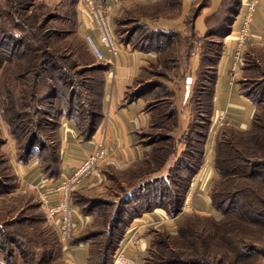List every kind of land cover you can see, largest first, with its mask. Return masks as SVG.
Returning a JSON list of instances; mask_svg holds the SVG:
<instances>
[{"label":"trees","instance_id":"trees-1","mask_svg":"<svg viewBox=\"0 0 264 264\" xmlns=\"http://www.w3.org/2000/svg\"><path fill=\"white\" fill-rule=\"evenodd\" d=\"M168 1L134 2L132 7L136 9L132 11L139 16L138 20L132 18L136 24L129 28L131 39L120 35V43L165 57L163 52L175 43L174 34L171 30L159 29L143 17L153 16L150 9L159 5H163L159 10L161 16L172 15L173 8L165 5ZM59 5L56 8L62 13L55 14L44 1L0 0V67H5L6 71L12 67L9 77L14 87H7L6 93L0 91L1 113L18 143L19 161L27 163L37 159L42 171L52 178L60 174L62 119H73L86 139L98 129L104 113L106 70L110 65L96 57L78 30L80 0H61ZM242 5L243 0H234L228 8L230 22L221 23L216 35L224 37L231 33ZM121 12L116 17L118 34L124 22ZM55 19L61 23L53 26L50 23ZM142 27V37L133 43V36ZM216 44L202 52L200 63L205 72H210V85L207 90L205 86L200 90L195 112L190 115L187 132L181 140L187 148L181 154L174 143L167 149L155 148L139 164L110 174L107 186L120 179L122 182L139 179L120 194L122 206L95 195L107 186L90 192L79 188L72 192V202L95 217L92 225L70 240L76 244L90 242L88 264H113L130 221L157 207L164 208L172 216L180 215L178 230L176 233L155 231L143 264H261L260 258L264 257V111L261 113L256 109L253 124L247 130L230 123L223 124L218 130L214 148L218 175L211 188V202L221 216L183 213L192 181L205 161V145L213 122L218 61L225 50L223 39ZM192 52L190 55H194ZM182 57L180 50L175 60ZM41 83L47 88L42 89ZM241 84L244 93L257 106L264 104V75L242 77ZM148 86H130L122 104L140 97ZM53 100L59 103L55 106ZM150 115L149 125H155L153 118L156 116L152 112ZM167 118L176 122L172 114ZM146 131V128L140 130V140L153 146L157 137L154 132ZM150 135L154 137L149 141L143 139ZM2 143L6 142L1 138ZM168 154L174 156L173 162L166 173L157 174L169 159V156L166 159L163 156ZM5 162L8 160L0 159V165ZM4 169L0 167V199L3 194L7 195L0 200V205L5 204L0 206V219L3 218L0 220V254H3L0 264H15L20 260L22 264H51L55 254L63 259L61 264H69L63 256L58 233L47 218L37 212L25 213L26 210L35 211L40 204L24 202L25 196L8 197L14 193L16 175L11 166V172ZM121 175H126L127 179ZM11 213H15L13 218H4ZM25 239L27 243H34L32 247L36 248L32 250L37 254L24 246ZM13 255L15 260L11 258Z\"/></svg>","mask_w":264,"mask_h":264},{"label":"crops","instance_id":"crops-1","mask_svg":"<svg viewBox=\"0 0 264 264\" xmlns=\"http://www.w3.org/2000/svg\"><path fill=\"white\" fill-rule=\"evenodd\" d=\"M156 2L160 0H103L109 12V19L114 30L116 17L126 4L133 2ZM245 1L233 23L230 34L224 39V49L219 57L217 77L214 92V116L209 136L205 145V161L199 172L195 175L189 189L187 199L183 206V213L198 212L215 214L218 216L211 202V188L217 178L214 163L215 139L219 128L224 123H230L235 127L247 130L253 124L254 113L257 105L254 100L246 95L242 89V76L232 78L230 72L235 67V50L239 30L242 25V14ZM80 23L78 30L85 36L92 28V18L79 5ZM93 34L96 36V32ZM119 54L108 62L111 55L106 52V62L109 68L106 70L105 93L103 99V118L96 132L90 138H84L73 119L64 117L60 126V174L56 178L48 177L42 171L37 159H31L27 163L18 165V174L27 180L38 183L49 190L55 198V187L60 181L71 174L79 162L99 146L107 150L106 156L101 160L96 171L82 186L81 191L90 192L101 190L108 185L110 174L114 171L130 169L135 164L144 160L150 150V145L140 140V130L148 126L150 114L144 109V101L140 98L122 104L127 89L132 86L142 68L150 61L156 59V52L130 50L122 46ZM264 50V0H259L253 14L250 36L244 49ZM240 71V75H242ZM188 93V92H187ZM223 115L224 120L219 121ZM188 123V122H187ZM186 121H181V129L186 127ZM94 214L83 211L80 206L74 204L75 234L92 225ZM180 215L172 216L164 208L157 207L154 211H148L132 219L126 228L121 243H126L128 250L139 254L137 264H143V260L151 248L153 234L157 230H167L176 233ZM57 231V230H56ZM58 233V232H57ZM59 237V236H58ZM90 242L71 243V248L63 247V254L72 264H88Z\"/></svg>","mask_w":264,"mask_h":264},{"label":"rangeland","instance_id":"rangeland-1","mask_svg":"<svg viewBox=\"0 0 264 264\" xmlns=\"http://www.w3.org/2000/svg\"><path fill=\"white\" fill-rule=\"evenodd\" d=\"M43 1L47 5L51 6V9L53 8L52 11L55 14L59 11L62 13L61 9L56 8V6H60L59 3L61 2V0H36V3H42ZM245 2H247V0ZM232 3L234 4V0H171V2L168 1L165 5L173 8L172 15L161 16L159 14V10L162 9L163 5H159L150 9L149 13L153 16L143 17L144 19H146V21L156 24L159 29L163 28L171 30L172 34H174L175 36V43L173 44V46H170L169 49L163 52V56L165 57H162L161 53L158 55V53L156 52V59L150 61L142 68L136 82L132 85V87H135L139 85L149 84V86L140 94L141 99L144 101V108H147L152 112L153 115L156 116L155 118H153V120L156 119L155 125L148 124V126L145 127L147 133L154 132V136L157 137V141L155 144H153V146H151V144L149 143H145L147 145H150V150L148 154H151L152 151L158 147L167 149L169 148L168 145L170 143H174L178 146V154H181L182 150L187 148L181 140H183L184 134L187 132L186 130L191 119L190 115L195 112V102L200 94V90L204 86L206 88L210 85V72H205V68H202L203 65H201L200 63V60L202 58V52L203 50L208 49L207 47L210 45L216 47L217 42L221 41L222 39L224 42V39L228 36L226 35L223 37L219 34L216 35L215 32L217 30V27L221 23L228 24L230 22V19L228 20L227 16L228 8L232 5ZM133 4L134 2L126 4L123 7L124 9L125 7L130 8H127L124 12H121V20L122 22H124L120 25V34H118L117 32V28H119V25L115 22L114 33L119 41L120 35L123 38L131 39L129 28L136 24L134 21H132V18H136V20H138L139 17L134 13L135 11H132L133 9H136L135 7H132ZM136 13L139 14V12ZM218 16L222 17L218 18ZM57 22H59V24L61 23L60 21H56L55 19L50 24L56 26ZM143 30L144 28L142 27V29H140L133 36V43H137L140 40V37H142V34L144 33ZM81 35L85 39V42H87L85 36L83 34ZM121 46L125 47V44H121ZM125 48L134 50L130 45L126 46ZM180 50H182V56H184L185 58L182 57V59L175 60ZM191 52L194 53V55H190ZM242 57V63L240 64L236 77L239 78L240 76H247L248 78H259L264 75V50H260L257 48L250 50L249 48H246L243 51ZM4 69L5 67H0V91L6 93L7 87H10V89L14 87L10 83L11 77H9L12 67L9 68L7 71ZM241 70H243L242 75H240ZM231 72L230 76L232 78H236L231 74ZM91 75L95 74L91 73ZM41 87L42 89L47 88L45 83H41ZM53 101L55 106L56 102L57 104L59 103L56 100ZM257 108L262 113L264 111V104H259ZM151 112L149 114H151ZM168 114L173 115L176 121L175 123L174 121L170 120V118H167ZM163 115H165V117H163ZM181 121H186L187 125L184 129H181ZM150 136L151 137H143V139L145 141H149L151 138L154 137L152 135ZM167 136L172 137V139H168ZM1 138L6 143L0 144V159L5 158L6 160H8V162L3 163V165H0V167H4V170H7V172H11V166L15 171L16 175V179L14 181L15 187L13 189L14 193H10L11 195L8 197L12 198V196H25L26 201L24 202L34 205L40 204V207L35 209V211L26 210L25 213L30 214L31 212H37V214L44 215L47 218L44 210L41 207L40 200L36 196V193L23 186L21 187L17 182V177H19L18 165L22 162L19 161V147L14 136L11 134L10 130L6 126L0 107V140ZM168 156V161L163 167H161L157 174L166 173L168 165L173 162L174 156H170L169 154L164 155L163 159H166V157ZM150 175L155 176L154 173H150ZM122 176L125 177L126 175H121V177ZM125 179L127 178L125 177ZM138 180L139 179H134L132 181L127 180L125 182H122V180L120 179L118 181H112L109 186L104 188L103 191H100L95 195H98V197L104 196L105 198H109L111 199V202H117V205L122 206L119 198L120 194L126 189H128L132 182H137ZM82 197L84 198L85 196ZM5 198H7V195L3 194L0 200L3 201ZM79 199L81 198L79 197ZM83 202L80 203L83 204ZM4 205L0 206L4 207ZM129 206L130 205H128V207ZM112 207H115V205L110 206V208ZM14 214L15 213H11L9 214V216L4 218L11 219L13 218L12 216ZM220 216L221 213H218L217 217ZM0 220H3V218H1ZM48 223L51 224L49 220ZM52 227L54 228V230H56L53 225ZM156 237H159V235L156 234ZM101 238L103 239L104 236L100 237V239ZM23 242L24 246L30 247L31 250L32 248H36L34 246L32 247L34 243H27L26 239L23 240ZM16 252H18V250H16ZM32 252L33 254H37L33 250ZM2 256L3 254H0V257ZM11 258L12 260H15L16 256L13 255ZM50 258L51 257H47L46 259ZM64 258L65 261H68L65 256ZM260 259L261 260L259 263L264 264V257ZM51 260L54 264H61L63 261V259H60L59 256H56V254L52 257ZM20 263L22 264L21 260L20 262H15V264ZM69 264L72 263L70 262Z\"/></svg>","mask_w":264,"mask_h":264},{"label":"built area","instance_id":"built-area-1","mask_svg":"<svg viewBox=\"0 0 264 264\" xmlns=\"http://www.w3.org/2000/svg\"><path fill=\"white\" fill-rule=\"evenodd\" d=\"M258 1L259 0H247V2H245V9L242 14V26L237 38L236 63L231 72L234 77L237 76L238 69L242 63V54L250 36L253 14L256 10ZM80 2L83 9L86 10L93 21L91 26L92 29L85 34V38L91 50L96 57L101 60H106V52H109L111 58H109L108 62H112L113 57L122 50V46L112 28L109 12L105 3L103 0H80ZM94 31L96 32V36L93 34ZM218 120L223 121V115L219 116ZM106 154V148L104 146H99L83 158L73 172L64 177L55 187V195L57 196L55 199L49 190L41 187L38 183L27 180L25 177H21V175L17 177V182L21 187L23 186L36 193L48 220L56 228L64 248H71L70 240L76 230L73 219L74 203L71 199L72 192L82 186L83 183L95 173L96 168ZM138 259L139 254L136 251L128 250L127 244L122 243L116 250L113 264H137Z\"/></svg>","mask_w":264,"mask_h":264}]
</instances>
